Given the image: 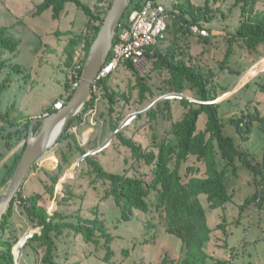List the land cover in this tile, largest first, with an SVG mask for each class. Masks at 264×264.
Returning <instances> with one entry per match:
<instances>
[{"label":"rangeland","instance_id":"374dc122","mask_svg":"<svg viewBox=\"0 0 264 264\" xmlns=\"http://www.w3.org/2000/svg\"><path fill=\"white\" fill-rule=\"evenodd\" d=\"M42 1L0 0V27L7 28L8 34L20 42L15 53L4 54L2 59L5 67L0 72V114L7 119L6 122L0 119V189L12 177L9 170L13 153L24 143V141L19 143L16 136L12 135L17 126L18 129L24 130L21 126L24 121L18 120L20 114L30 119L43 118L48 116L47 109L54 107L58 100H68L72 89H67L66 84L71 86L72 74L84 57L81 44L75 48L74 58L70 63L67 47L72 39H79L86 32L88 23L86 15L73 4H66L58 19L53 17L51 10L38 14V6ZM80 1L92 10L100 12L102 18L105 17L112 2V0ZM143 1L135 0V3L138 6L142 5ZM156 1L163 4L168 11H172L173 8L178 11L175 8L178 0ZM206 1L209 12L202 25L207 31L210 43L202 44L203 41H200L198 35L190 32L187 35L179 33L177 36L179 41H186L190 48L189 54L184 53V58L198 56L200 64L205 66L204 69L213 71L220 95L214 103L220 105L219 117L225 134L232 137L243 151L263 165L264 45L259 47V53L249 55L246 49L232 42L234 52L227 65L241 73L235 74L221 69L220 61L227 49L226 40L231 39L241 18V2L191 0V3L204 6ZM258 7L264 8L261 1ZM130 17L126 18L125 22H129ZM173 19L172 16L169 19V29H175ZM171 31L167 32L164 42L159 46L162 53H166L170 47L176 49L175 46H171L173 39ZM177 52L182 53L181 50ZM151 62L152 60L147 62L143 71L137 70L145 77V83L151 90L150 93L146 92L144 100L141 101L139 98L134 73L122 65L111 74L106 85L110 91L128 94L130 100L124 110L119 108L120 105H124L123 102L118 101L116 112L111 113L107 97L103 91L95 89L94 92L97 94L95 106L83 113L84 104L76 115H81L80 118L75 120L69 130V134L75 136L79 147L84 149L86 154L96 157L109 173L122 174L124 171L133 173L130 150L123 147L119 140L115 139L114 133L106 127L110 116L116 118L123 112L125 118L120 125L132 117L124 126L125 129L120 132L143 149H151L153 133L161 138L163 132L169 130L171 123L164 119L150 122L146 117V111L153 107L157 100L162 99H170V111L174 122L181 120L186 111L179 98H165L168 95L164 94L166 87L163 84L166 72L164 69H154ZM183 95L193 100L189 92ZM252 110H258L263 121L254 124L248 141L242 143L239 134L228 120L237 117L242 111ZM16 120H18L15 122L16 128H12L10 121ZM205 122L206 118L200 116L198 131L205 130ZM7 134L11 135L9 142L14 152L5 145L4 137ZM57 146L58 143L36 161L37 168L31 169L21 187L23 196L41 195V204L50 215L60 213L70 217L68 221L72 223H76V215L88 219L95 218L96 209L99 219L105 223L111 234L108 245L110 255L107 259L103 242L96 246L86 244L82 237L74 234H70V238L63 236L58 247L64 264H161L164 259L168 260V264H179L185 253L181 241L173 235L164 233L163 230L158 232L157 227L153 231L147 228L150 221L156 224V213H135L130 221H122L119 208L111 199L104 198V190L108 186L92 183L85 175L88 167L78 152L72 155L70 165L64 166L63 173L54 186L53 195L50 196L45 186L51 187V182L44 171L55 174L60 161L59 150H66V142ZM97 149L101 150L93 153ZM216 153L219 155L217 147ZM217 159L220 167L224 168L225 163L219 156ZM239 163L238 160L235 162L237 171L234 174L232 167L227 169L226 184L232 195L231 200L224 209L207 210L212 234L206 248L209 257L206 264H216L218 260L224 261L225 264H264V194H261L262 198L244 207L246 197L253 196L262 186V176L251 175V172ZM190 165L198 168V177H204V163L191 161ZM135 168L140 172L143 170L139 165ZM261 172L264 174V166ZM203 203L207 207L206 201ZM10 226L13 234L19 239L18 242L26 236H29L28 240L31 238L30 234L39 232V228L33 227L26 219L18 203L14 205ZM152 233L156 239L149 241ZM124 250L128 251L127 255L123 254ZM40 255L41 251L36 255V252L23 246L19 248L15 264H35Z\"/></svg>","mask_w":264,"mask_h":264},{"label":"trees","instance_id":"16d2710c","mask_svg":"<svg viewBox=\"0 0 264 264\" xmlns=\"http://www.w3.org/2000/svg\"><path fill=\"white\" fill-rule=\"evenodd\" d=\"M214 2L218 0H213ZM264 0H239L241 2L240 20L231 39H227V49L220 61V68L226 69L230 73L240 74L229 67V62L234 47L232 42H236L237 46L246 49L247 54L259 53V47L264 45V8H259L258 4ZM66 4H73L80 9L87 17V29L79 39H72L67 47L68 59L70 63L73 61L75 48L83 45L84 57L80 61L72 74V82H79L82 67L87 52L98 34L103 18L100 12L92 10L89 6L80 0H43L38 6L37 13L42 14L51 10L55 19L59 18L60 13ZM110 7V5H109ZM141 5L137 6L135 0L132 1L126 10L120 25L125 27L129 23L125 19L138 10ZM175 11H168L174 18V28L169 29L167 24V32L171 31L173 39L171 46L166 53L159 50V46L164 42L165 38L153 48H150L146 54L147 62L151 61L153 68L166 72L163 77V84L166 87L164 94L190 93L193 102L189 99H179L180 104L186 109L183 117L178 122H174L170 111V99H162L153 107L146 111V117L150 122H157L160 119L167 120L171 123L169 130H166L159 138L153 133V141L151 149H143L133 140L126 138L119 129L120 122L125 118L122 112L116 118L110 116L106 127L114 133L115 139L119 143L130 150L133 158L132 171H124L122 174L109 173L98 162L96 157L86 154L87 152L79 147L74 135L69 134V130L77 118L75 116L65 128V131L58 140V146L66 142V150H59L60 161L56 167L55 174L44 171L47 178L51 182V187L45 186L50 196L53 195L55 184L58 182L63 173L64 166L70 165L72 155L76 152L82 161L87 165L88 169L85 175L92 180L93 184H101L108 188L104 190V198L111 199L119 208L120 219L122 221H130L135 213H153L157 215L156 224L149 222L148 230L153 231L155 227L163 230L164 233L173 235L181 241V245L185 251L184 258L179 264H206L208 254L206 248L211 240L212 229H210L207 219V210L215 211L224 209L225 205L231 200L232 195L229 193L226 184L227 169L232 167L233 174L237 171L235 162L238 160L240 166L245 167L251 172V175L262 176V186L253 196L245 199L244 207L252 201L262 198L264 194V174L261 172L263 165L256 162L254 157L243 151L240 144L227 136L223 130V123L219 117V103H214L220 95L218 94V85L214 81V73L212 70L204 69L205 66L200 64V57H186L190 48L186 41H179L177 37L179 33L182 35L190 34L185 25H196L201 29H205L202 21L209 12L208 1L204 6H196L191 0H178ZM169 18V19H170ZM169 22V21H168ZM209 31L211 29H208ZM117 34L113 44L117 40ZM166 37V35H165ZM202 44L210 43L207 36L198 35ZM20 42L8 34L7 28L0 27V72L5 67L2 59L6 52L15 53ZM206 44V45H207ZM187 56V55H186ZM110 57V54H109ZM129 70L134 73L138 95L140 100H144L146 92H151L145 83V77L140 75L130 63H123ZM120 65V66H122ZM119 66V67H120ZM113 73V72H112ZM111 73V74H112ZM111 75L96 80L91 87V94L87 99L83 113L92 109L97 100V94L94 87L98 91H103L110 105L111 113H115L118 101H122L124 105H120L121 110L128 104L130 97L127 93H117L109 90L106 83ZM67 89L72 87L66 84ZM76 89H72L68 100L64 101V105L69 101ZM213 102V103H212ZM56 110L51 106L47 109V115L55 113ZM200 116L206 118L205 130L198 131V120ZM141 115L139 114L140 118ZM0 119L7 121L0 114ZM23 120L24 130L16 128L15 122ZM16 121H10L12 128H16L13 136H16L20 143L24 141L22 147L13 153L12 163L10 167V177L12 176L22 152L25 148V142L28 137L30 117L21 115ZM263 121L258 110L248 112H240L237 117L228 120V123L234 127L239 134L241 142L246 143L249 135L253 130L256 122ZM40 123H36L33 127L34 135L38 133ZM106 134V131H105ZM5 145L13 151L9 139L11 135L5 137ZM72 141V143L70 142ZM57 146V147H58ZM216 147L219 155L216 153ZM225 163L224 168L220 167L219 159ZM204 163L205 175L198 177V168L191 166L190 163ZM139 165L143 170L138 171L135 166ZM33 170L37 165H33ZM41 195H30L24 197L22 188L14 197L10 204V208L0 221V264H15L14 247L18 242V238L13 234L10 226V220L13 215L15 204H19L26 219L29 220L33 227L39 228V232L32 234L25 244L24 248H28L33 252L40 253V259H36L35 264H64L61 259L62 255L58 243L63 236L70 238V234L80 236L86 244L99 245L103 242L106 249V259L110 255L108 249L111 241V234L108 232L105 223L99 219L96 213L95 218L88 219L76 215V223L68 221L70 217L60 213L50 215L47 209L41 204ZM206 201L207 207L204 206ZM8 234V235H7ZM7 235V237H6ZM156 239L155 234L149 238V241ZM148 241V242H149ZM124 255L128 254L127 250L123 251ZM161 264H168V260L164 259ZM216 264H225L224 261L218 260Z\"/></svg>","mask_w":264,"mask_h":264},{"label":"water","instance_id":"95a60500","mask_svg":"<svg viewBox=\"0 0 264 264\" xmlns=\"http://www.w3.org/2000/svg\"><path fill=\"white\" fill-rule=\"evenodd\" d=\"M132 1L133 0H112L108 11L103 18L98 34L87 52L78 87L62 111H56L43 118L34 117L30 120L28 137L19 163L17 164L10 180L0 189V221L10 208V204L14 197L26 181L33 165L44 153L57 144L70 120L79 113L82 106L86 103L91 94V87L97 79L102 66L108 59L120 22ZM165 98L188 99L183 94L177 93H170L166 95ZM158 101L159 100H157L155 104ZM58 117L61 118L62 123L59 129L56 130V119ZM131 120L132 117H129L119 126V130ZM36 123H40V127L38 133L34 135L33 127ZM100 150L101 149H97L93 151V153ZM83 158L84 156L82 159ZM26 240L27 237H24L18 242L16 246L17 248L13 253L14 260L18 258V248L23 247Z\"/></svg>","mask_w":264,"mask_h":264},{"label":"built area","instance_id":"2783aa9c","mask_svg":"<svg viewBox=\"0 0 264 264\" xmlns=\"http://www.w3.org/2000/svg\"><path fill=\"white\" fill-rule=\"evenodd\" d=\"M169 18L170 14L163 4L156 0H144L141 7L132 13L129 24L120 29L118 27L117 40L112 45L110 57L108 56L96 80L111 75L120 65L127 62L138 71H143L149 49L165 38ZM185 29L194 35L207 36V31L196 25H185ZM78 84L77 81L73 82L72 89H76ZM63 106V100L60 99L53 108L59 111Z\"/></svg>","mask_w":264,"mask_h":264},{"label":"bare ground","instance_id":"6f19581e","mask_svg":"<svg viewBox=\"0 0 264 264\" xmlns=\"http://www.w3.org/2000/svg\"><path fill=\"white\" fill-rule=\"evenodd\" d=\"M63 108H64V106L61 107L60 110L62 111ZM60 110H59V111H60ZM61 115H62V113H61ZM61 115H60V116H61ZM60 116H59V117H60ZM59 117L56 119V120H57V121H56V125H57V126H56V130L59 129V127H60V125H61V123H62V122H61V118H59ZM18 250H19V248H18Z\"/></svg>","mask_w":264,"mask_h":264},{"label":"crops","instance_id":"0c3cea01","mask_svg":"<svg viewBox=\"0 0 264 264\" xmlns=\"http://www.w3.org/2000/svg\"><path fill=\"white\" fill-rule=\"evenodd\" d=\"M129 23V22H128ZM15 150H13V152H14Z\"/></svg>","mask_w":264,"mask_h":264}]
</instances>
